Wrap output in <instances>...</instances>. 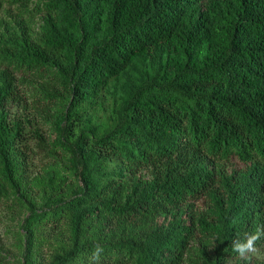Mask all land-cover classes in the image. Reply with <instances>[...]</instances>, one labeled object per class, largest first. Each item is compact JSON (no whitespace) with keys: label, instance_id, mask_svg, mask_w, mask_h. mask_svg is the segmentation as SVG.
<instances>
[{"label":"trees","instance_id":"16d2710c","mask_svg":"<svg viewBox=\"0 0 264 264\" xmlns=\"http://www.w3.org/2000/svg\"><path fill=\"white\" fill-rule=\"evenodd\" d=\"M264 0H0V264H264Z\"/></svg>","mask_w":264,"mask_h":264},{"label":"clouds","instance_id":"9594fccd","mask_svg":"<svg viewBox=\"0 0 264 264\" xmlns=\"http://www.w3.org/2000/svg\"><path fill=\"white\" fill-rule=\"evenodd\" d=\"M264 238V225L257 227L256 231L252 234H246L244 240H234L232 242V250L241 258H248L249 254H256L259 250L256 247V242ZM104 248L100 244H96L92 252L91 261L97 262L100 260Z\"/></svg>","mask_w":264,"mask_h":264}]
</instances>
